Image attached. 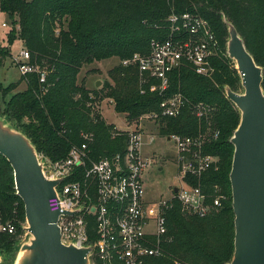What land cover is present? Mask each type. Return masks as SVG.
<instances>
[{"label": "trees", "instance_id": "obj_1", "mask_svg": "<svg viewBox=\"0 0 264 264\" xmlns=\"http://www.w3.org/2000/svg\"><path fill=\"white\" fill-rule=\"evenodd\" d=\"M212 7L215 10L210 11ZM0 10L9 18L10 43L18 36L30 55V62L47 70L46 92H41L37 75L21 77L15 84L0 83L5 107L0 116L30 139L38 154L52 161L64 159L73 145H80L81 132L93 133L91 157L123 153L125 137L113 136L114 126L99 115L94 123L91 106L98 96L76 83L84 65L117 58L119 65L109 72L111 83L101 88V98L114 104V111L125 114L126 121L159 113L163 98L181 94L189 101L175 118L157 119L160 136L206 134L210 141L205 151L218 159L217 171L202 176L208 191L219 186L228 200L221 210L205 218H187L175 206L167 213L170 241L162 246L163 255L145 264H227L233 254V212L229 173L233 146L229 140L239 124V113L226 98L223 87L237 92L240 79L227 57V31L221 12L236 28L255 63L262 68L264 91V0H0ZM190 12L205 19L218 40L220 53L211 60L214 74L201 77L184 64L169 74L164 97L150 93L152 82L141 83L136 65L121 62L133 55H146L152 39H165L167 19L172 14ZM260 32V34H257ZM11 58L0 48V68ZM25 83V89L14 92ZM144 90V93L141 91ZM6 98L8 100L6 101ZM100 98V100H101ZM208 111L198 118L196 106ZM78 175L76 179H80ZM195 184V181L192 182ZM0 208L5 220L24 221V206L16 195L13 171L0 155ZM14 235L0 234V256H13L17 237L24 231L15 224ZM93 240V236L90 237Z\"/></svg>", "mask_w": 264, "mask_h": 264}, {"label": "built area", "instance_id": "obj_2", "mask_svg": "<svg viewBox=\"0 0 264 264\" xmlns=\"http://www.w3.org/2000/svg\"><path fill=\"white\" fill-rule=\"evenodd\" d=\"M2 27H7L2 24ZM165 39H152L146 55L135 54L121 65H136L141 83L152 82L150 93L164 97L169 85V74L184 64L194 73L209 78L215 68L211 60L220 53L218 40L209 23L197 14L172 13L167 19ZM13 64L20 76L37 75L41 92H46L47 70L30 62L29 52L23 48ZM144 93V90L141 91ZM93 97L90 96V100ZM91 117L102 118L101 107L95 102ZM189 101L181 94L163 98L159 113L143 116V120L157 125L159 118H175ZM197 117L206 116L207 109L196 106ZM114 126V125H113ZM143 127L118 130L113 136L125 137V150L111 156L91 157L93 133L81 132V144L73 145L68 155L52 161L38 154L43 162L47 179L62 181L56 187L55 197L48 206L53 212H76L60 215L57 226L63 244L77 247L91 245L92 264H145L150 258L163 255V244L170 241L167 230V213L175 206L187 218H205L221 210L228 200L222 189L213 185L206 191L201 183L208 171H217L218 159L205 149L210 137L205 132L193 136L172 134L166 139L176 150L178 185L167 197L147 198L144 172L151 167L152 158L143 156L141 139ZM216 138L215 136H212ZM150 141L152 137H149ZM81 178L77 180L76 177ZM195 181V184L192 182ZM15 223L5 220L0 208V234L14 235ZM93 236V240L90 237Z\"/></svg>", "mask_w": 264, "mask_h": 264}, {"label": "water", "instance_id": "obj_3", "mask_svg": "<svg viewBox=\"0 0 264 264\" xmlns=\"http://www.w3.org/2000/svg\"><path fill=\"white\" fill-rule=\"evenodd\" d=\"M226 54L235 66L242 93L224 86L226 98L239 113V124L229 143L233 157L229 173L234 216L233 254L227 264H264V91L262 68L245 47L235 26L224 16ZM99 84L96 83V87ZM0 155L13 171L16 195L24 206L28 239L17 245L11 264H92L91 245L63 244L57 222L60 215L48 206L62 179L44 175L36 147L0 116ZM176 193L177 188H173ZM3 260L0 256V264Z\"/></svg>", "mask_w": 264, "mask_h": 264}, {"label": "rangeland", "instance_id": "obj_4", "mask_svg": "<svg viewBox=\"0 0 264 264\" xmlns=\"http://www.w3.org/2000/svg\"><path fill=\"white\" fill-rule=\"evenodd\" d=\"M210 11L215 10L212 7L208 8ZM219 13L221 19L224 15ZM2 24H6L7 27H2ZM12 25L7 15L0 10V48H7L10 52L11 58L4 61L3 66L0 68V83L3 86L17 83L21 76L16 66L13 64V57H17L23 44L18 36V26L16 30V38L10 43L9 37L11 34ZM260 34V32H257ZM119 65L117 58L107 59L101 62H94L90 65H84L79 74L77 75L76 83L79 86H84L85 89L95 93L90 95L95 99V103L101 107L102 119L106 124L114 125L118 130H130L134 128L143 127V137L141 139V152L143 156L152 158V165L149 167L143 175L144 184L147 191V198L149 200H155L160 197H167L170 194L174 185H178L177 175V159L176 150L171 141H168L166 137L160 136L158 133V126L150 121L143 120V116L138 118L137 121H126L125 114H120L114 111V104L107 98H101V88L105 87L106 83H111L109 78V72ZM96 83L99 85L96 87ZM25 89V83H21L14 92H21ZM99 91L101 93H99ZM237 93H242L240 87ZM101 98V100H100ZM8 98H6V101ZM5 103L0 97V110H3ZM209 132V129L205 130ZM199 133V132H198ZM149 137H152L150 141ZM43 155V154H41ZM46 157L45 155H43ZM48 158V157H47ZM10 220V219H9ZM12 221V220H10ZM13 222L20 227H25V218L22 221L20 218H15ZM28 239V234L24 232L21 236L17 237V245L25 242ZM13 256L3 255L2 264H11Z\"/></svg>", "mask_w": 264, "mask_h": 264}]
</instances>
